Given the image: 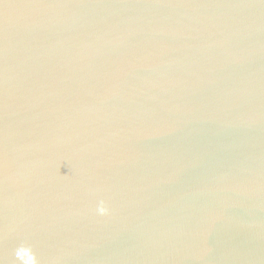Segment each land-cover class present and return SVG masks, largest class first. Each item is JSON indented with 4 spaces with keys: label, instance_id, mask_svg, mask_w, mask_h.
I'll use <instances>...</instances> for the list:
<instances>
[{
    "label": "water",
    "instance_id": "95a60500",
    "mask_svg": "<svg viewBox=\"0 0 264 264\" xmlns=\"http://www.w3.org/2000/svg\"><path fill=\"white\" fill-rule=\"evenodd\" d=\"M0 264H264V0H0Z\"/></svg>",
    "mask_w": 264,
    "mask_h": 264
},
{
    "label": "clouds",
    "instance_id": "9594fccd",
    "mask_svg": "<svg viewBox=\"0 0 264 264\" xmlns=\"http://www.w3.org/2000/svg\"><path fill=\"white\" fill-rule=\"evenodd\" d=\"M103 211V210H102Z\"/></svg>",
    "mask_w": 264,
    "mask_h": 264
}]
</instances>
